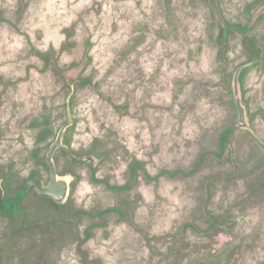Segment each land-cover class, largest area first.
Segmentation results:
<instances>
[{
    "label": "rangeland",
    "instance_id": "obj_1",
    "mask_svg": "<svg viewBox=\"0 0 264 264\" xmlns=\"http://www.w3.org/2000/svg\"><path fill=\"white\" fill-rule=\"evenodd\" d=\"M244 65L255 135L231 131L218 156ZM70 120L66 147L96 163L57 151L68 210L31 191L13 216L0 211V264H84L82 252L96 264H264V0H0L9 198L36 175L49 182L47 153ZM136 159L151 178L139 170L127 191L92 179L127 185ZM120 205L123 218L107 213Z\"/></svg>",
    "mask_w": 264,
    "mask_h": 264
},
{
    "label": "water",
    "instance_id": "obj_2",
    "mask_svg": "<svg viewBox=\"0 0 264 264\" xmlns=\"http://www.w3.org/2000/svg\"><path fill=\"white\" fill-rule=\"evenodd\" d=\"M248 65H244L242 67H239L234 75L233 79V94L235 97V103L237 106V110L239 113V118L237 122L230 128L231 131H238V130H244L249 132L251 135H255L254 131L250 125V119L248 118V111H247V105L244 102V92H243V86H242V72ZM72 124V120L69 124L64 125L57 136V139L52 144V146L49 149V152L47 154V165L50 171V181L48 184H45L42 178H35L32 179L28 184L29 186H35L37 192L45 197L51 198L56 204L58 205H64L70 195V180L67 176H59L56 170V165L54 161V155L55 152L58 149H66L67 147L63 145V139L65 135L66 129L69 127V125ZM76 160L80 162H92L94 164V160L92 157H85V158H76ZM0 192L3 194V190L0 187Z\"/></svg>",
    "mask_w": 264,
    "mask_h": 264
},
{
    "label": "flooded vegetation",
    "instance_id": "obj_3",
    "mask_svg": "<svg viewBox=\"0 0 264 264\" xmlns=\"http://www.w3.org/2000/svg\"><path fill=\"white\" fill-rule=\"evenodd\" d=\"M255 16V15H254ZM231 29V28H230ZM243 30V29H242ZM71 121V120H70ZM70 121L68 122V124L70 123ZM72 125V124H71ZM70 126V125H69ZM68 129V128H67ZM58 136V135H57ZM57 139V137L55 138V140ZM55 140H54V142H55ZM65 140V139H64ZM53 142V143H54ZM52 143V144H53ZM63 145L66 147L67 146V143L65 142V141H63ZM52 146V145H51ZM50 146V147H51ZM69 147V146H68ZM50 149V148H49ZM71 150V149H70ZM57 151H62V152H64L68 157H70L73 161H76V162H80V161H78V160H76V158H85V157H92V156H88V155H90V154H92V153H88V154H86L84 157H76V153L75 152H73L72 150V152H70L69 150H66V149H63V148H61V149H58ZM57 151L55 152V154L57 153ZM49 152V151H48ZM48 154V153H47ZM76 154V155H75ZM93 158V160H94V163H96V159L94 158V157H92ZM46 159H47V157H46ZM86 163V162H85ZM87 163H89V164H92L93 165V163L92 162H87ZM92 165H90L91 166V168H92ZM46 166H47V169H48V171H49V168H48V165H47V162H46ZM144 171V166H143V164L140 162V161H138L137 159L136 160H133V161H131L130 163H129V165H128V172L130 173V181H129V183L127 184V185H124V186H121V187H113V186H111L110 184H108V183H106V182H103V181H101V180H98L96 177H95V174H93V177H92V179H93V181H95V182H97V183H104L105 185H106V187L108 188V189H110V190H120V191H127L129 188H131V186L132 185H134L135 184V182H136V180H137V173H138V171ZM49 174H50V171H49ZM35 178H42V177H40V176H38V175H36V176H34L32 179H35ZM32 179H29L24 185H23V187H22V189L16 194V195H14L13 197H11V198H9L8 196H7V193H6V185H5V179L4 178H1L0 179V187L2 188V190H3V194L0 192V211L1 212H5V213H8L9 214V216L11 217V216H13L14 215V213H15V211H16V209H17V205H18V203L20 202V201H22L24 198H27L28 196H29V194L31 193V191H36V193H37V195L39 196V198L41 199V200H43V201H46V202H49V204H50V206L52 207V208H54V209H58V210H60V212L62 213H66V210H68V208L66 207L67 205L66 204H64V205H58V204H56L51 198H49V197H45V196H42V195H40L38 192H37V190H36V187L35 186H29V187H27V184L32 180ZM49 181H50V177H49ZM49 183V182H48ZM47 183V184H48ZM64 210H65V212H64ZM111 210V211H110ZM110 210H108L107 211V213H109V212H111V213H116V214H118L121 218H123V207H122V205H120V206H118V207H116V208H113V209H110ZM99 213H97V215H98ZM96 215V216H97ZM89 216V215H88ZM90 216H92V215H90ZM63 221H65L63 218L62 219H60V223H59V221H58V223H57V226H56V228H57V230L59 229V231L60 232H62L63 230H61V225L63 224ZM76 222V219H74L73 220V223H75ZM28 226H30V225H27V224H23V225H21V229H23V228H27ZM39 230H41L40 231V233H42L43 235H47L48 233H49V230H46V229H44V228H39ZM58 231V232H59ZM59 232V233H60ZM88 234H90V236H91V232L89 231L88 233H87V235H86V239H87V237H88Z\"/></svg>",
    "mask_w": 264,
    "mask_h": 264
},
{
    "label": "trees",
    "instance_id": "obj_4",
    "mask_svg": "<svg viewBox=\"0 0 264 264\" xmlns=\"http://www.w3.org/2000/svg\"><path fill=\"white\" fill-rule=\"evenodd\" d=\"M230 133H231V130L228 129V130L224 131V133L222 134V136H221V138H220V153L218 154V156H221V155L224 153V151H225V149L227 148V146L229 145V135H230ZM255 138L259 141V139H258L257 137H255ZM144 173L147 175L148 178H151V177L148 175V173H147V171L145 170V168H144ZM176 173H177V172H176ZM176 173H175V172L171 173V172H168V171H167V172H166V175H167L168 177H172V176H174V174H176ZM208 192H209V195L211 196V194H212V188H211V187H209ZM210 198H211V197H210ZM90 237H91L90 234H88V237H87L86 240H88ZM81 252H82V251H81ZM81 254H82L83 258H84V264H96L95 262L88 260V258H87V256H86L85 253L82 252Z\"/></svg>",
    "mask_w": 264,
    "mask_h": 264
}]
</instances>
